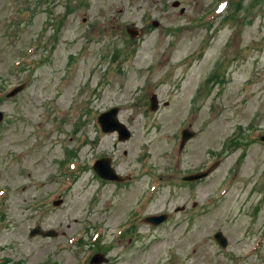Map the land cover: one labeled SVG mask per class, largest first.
<instances>
[{"label": "rangeland", "instance_id": "1", "mask_svg": "<svg viewBox=\"0 0 264 264\" xmlns=\"http://www.w3.org/2000/svg\"><path fill=\"white\" fill-rule=\"evenodd\" d=\"M174 1L0 0L4 264H264V0ZM113 106L127 141L98 124ZM108 155L128 182L98 177Z\"/></svg>", "mask_w": 264, "mask_h": 264}, {"label": "water", "instance_id": "2", "mask_svg": "<svg viewBox=\"0 0 264 264\" xmlns=\"http://www.w3.org/2000/svg\"><path fill=\"white\" fill-rule=\"evenodd\" d=\"M180 2L177 1L174 3L175 6L179 5ZM185 9H182V12H184ZM131 33L133 36H136L139 34V32L136 29H131ZM19 89H21V87L17 88L14 90L13 94L16 93ZM155 106L156 105V100H154ZM119 109L118 108H113L112 110H110L109 112L105 113L102 117V121H103V126L104 129L106 131H114L117 130L120 134V138L122 140H126L130 137V132L129 130L126 128V126L124 124H122L118 117ZM0 118H1V114H0ZM193 132L191 131H186L185 132V137L187 139H189L190 137H192ZM96 170L105 178L107 179H112V180H118V181H122L124 180V177L122 175H119L117 173V171L111 166V161L110 159H103L101 161L98 162L97 166H96ZM210 171L207 172H203V173H198L195 175H190L185 177L186 180H195L198 179L202 176H205L209 173ZM197 203H195L196 206ZM184 209V207L178 208L177 211ZM168 218V215L163 214V215H155V216H151L148 217L146 219V221L153 223L155 225L160 224L162 222H164L166 219ZM32 235H36V234H42L44 236H54L56 235V232L53 230H48V231H44L43 229H41V227H37L35 229L32 230ZM216 239L219 241V243L222 246H226L228 241L226 239V237L223 235L222 232H218L215 235ZM107 261V259L105 258L104 255L102 254H96L93 259H92V263L94 264H101L102 262Z\"/></svg>", "mask_w": 264, "mask_h": 264}]
</instances>
